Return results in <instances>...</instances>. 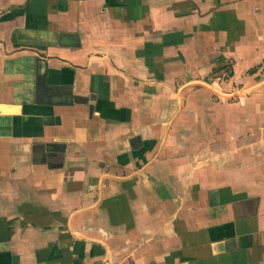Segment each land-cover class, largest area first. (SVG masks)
<instances>
[{
    "label": "crops",
    "instance_id": "1",
    "mask_svg": "<svg viewBox=\"0 0 264 264\" xmlns=\"http://www.w3.org/2000/svg\"><path fill=\"white\" fill-rule=\"evenodd\" d=\"M0 264H264V0H0Z\"/></svg>",
    "mask_w": 264,
    "mask_h": 264
}]
</instances>
